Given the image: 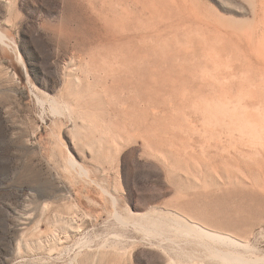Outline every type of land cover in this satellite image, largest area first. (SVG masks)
I'll return each mask as SVG.
<instances>
[{"label":"rangeland","instance_id":"obj_1","mask_svg":"<svg viewBox=\"0 0 264 264\" xmlns=\"http://www.w3.org/2000/svg\"><path fill=\"white\" fill-rule=\"evenodd\" d=\"M229 261L264 264V0H0V264Z\"/></svg>","mask_w":264,"mask_h":264},{"label":"bare ground","instance_id":"obj_2","mask_svg":"<svg viewBox=\"0 0 264 264\" xmlns=\"http://www.w3.org/2000/svg\"><path fill=\"white\" fill-rule=\"evenodd\" d=\"M68 1V0H67ZM69 4H71V3H69ZM68 6H70V5H68ZM72 7H70V9H71ZM70 12V11H69ZM70 17V16H69ZM101 21V20H100ZM103 21V20H102ZM62 22H63V25H62ZM71 22H72V20L71 19H66L65 21H61V22H58L57 24H55V23H53L52 24V26H54L53 28H58L59 29V27H61V25L62 26H66L65 27V29L67 30L66 32H68L69 31V33L73 30V29H71ZM103 22H105V21H103ZM48 25V24H47ZM50 26H51V24H50ZM56 26V27H55ZM79 29H81L82 30V33L85 35V36H88V35H93L94 37H98V35L100 34V28L97 26V24L96 23H94V22H81L80 24H79V27H78ZM64 29V30H65ZM61 30V29H60ZM78 30V29H77ZM62 31V30H61ZM105 31H108V29L107 30H105ZM74 32V31H73ZM109 32V31H108ZM64 33H65V31H64ZM107 33V32H106ZM111 33V32H110ZM114 33V32H113ZM72 34V33H71ZM108 34V33H107ZM118 34V33H117ZM63 35H65V34H63ZM110 35V34H109ZM113 35H115V36H117L116 34H113ZM72 36V35H71ZM107 36V35H106ZM119 36H120V34H119ZM103 37H104V35H103ZM108 38V37H107ZM109 41H111L112 42V39L111 40H109ZM100 42V41H99ZM101 44H102V42H101ZM235 182H237V181H235ZM177 216V215H176ZM178 217H179V215H178ZM181 217H179V218H177L176 217V219H175V222H178L179 224H180V226H182L183 228H185L187 231H185V233L187 234V236H191V235H194V238L196 239V240H203V239H208V240H211L212 242H219V243H221V242H223L224 243V241H225V243H226V241H231L232 243L234 242H237V241H234V240H232V239H229V238H227V235L225 234V236H223V235H221L220 233H218V232H216V231H214V230H210V229H207V228H205V227H203L202 225H200V224H198V223H196V222H193V221H189V220H187V219H180ZM184 225V226H183ZM229 239V240H228ZM234 239V238H233ZM206 241V240H205ZM230 241L228 242V243H230ZM203 243V242H202ZM227 243V244H228ZM231 243V244H232ZM229 245V244H228ZM233 245L234 244H232V247H233ZM237 246H239V245H237ZM240 246H243V245H240ZM227 247V246H226ZM229 247V246H228ZM235 247H236V245H235ZM231 249V248H230ZM213 251V250H212ZM211 256H213V255H211ZM223 256V259H224V257L225 258H228V260L230 259V255L229 254H224V255H222ZM221 256V257H222ZM215 257H217V255L215 256L214 255V258ZM220 258V257H219ZM222 258H220V260H221ZM214 260V259H213ZM227 260V259H226ZM231 260V259H230ZM222 261V260H221ZM220 261V262H221ZM236 261V260H235ZM226 262H228V261H226ZM230 262V261H229ZM213 263V262H212ZM217 263H219V262H217ZM223 264H224V262H222ZM215 264V263H214ZM230 264H231V262H230Z\"/></svg>","mask_w":264,"mask_h":264}]
</instances>
